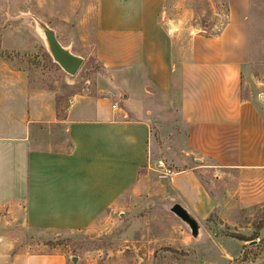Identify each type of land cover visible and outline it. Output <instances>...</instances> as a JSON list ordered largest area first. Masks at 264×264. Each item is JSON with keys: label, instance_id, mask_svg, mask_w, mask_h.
Here are the masks:
<instances>
[{"label": "crops", "instance_id": "0c3cea01", "mask_svg": "<svg viewBox=\"0 0 264 264\" xmlns=\"http://www.w3.org/2000/svg\"><path fill=\"white\" fill-rule=\"evenodd\" d=\"M227 1L231 23L219 35L182 45L184 24L166 14L167 0H100L98 55L105 68L120 70L127 109H114L109 97L78 95L61 117L54 90L32 85L27 71L0 59V223L21 222L36 236L90 229L145 189L159 148L156 117L146 110L157 102L187 132L181 151L203 159L195 158L198 168L174 170L167 182L173 200L198 220L223 211L195 171L216 167L257 181L245 197L264 202V83L251 93L246 86L256 77L251 0ZM62 126L66 149L38 139ZM11 241L0 233V264H66L64 254L15 252Z\"/></svg>", "mask_w": 264, "mask_h": 264}, {"label": "rangeland", "instance_id": "374dc122", "mask_svg": "<svg viewBox=\"0 0 264 264\" xmlns=\"http://www.w3.org/2000/svg\"><path fill=\"white\" fill-rule=\"evenodd\" d=\"M99 10L100 0H0V59L27 71L32 85L54 90L61 117L66 116L68 106L78 95L109 97L119 108L127 109L120 70L105 68L99 59ZM165 11L183 22L180 42L186 45L198 34L216 37L231 23L227 0H167ZM246 20L250 23L256 71V77L246 83L251 93L252 86L256 90L264 83V0H251ZM51 32L67 51L82 59L75 73L67 72L54 59ZM152 106L154 109L146 113L149 118L156 117L153 127L159 144L153 158L163 159L173 171L178 167L198 168L195 158L201 162L202 157L192 154L187 158L181 151L188 135L178 115L166 107L159 108L158 102ZM135 117L134 113L128 116ZM40 132L38 139L44 144L52 141L67 148L63 126ZM182 155L189 160L188 166L179 160ZM195 171L224 208L215 210L207 220L191 214L198 223L197 235L172 211L178 202L167 193L169 178L160 180L153 171L145 189L129 193L123 203L108 210L90 229L36 236L21 222L6 225L5 221L0 223V233L12 235L14 244L11 241L10 246L15 252L23 249L64 254L66 264H262L264 202L250 203L245 197L257 181L216 167ZM4 217L9 216L5 213ZM256 232L259 237L254 239L255 244L250 243L254 240L232 236L253 237ZM75 256L76 263L72 260Z\"/></svg>", "mask_w": 264, "mask_h": 264}, {"label": "water", "instance_id": "95a60500", "mask_svg": "<svg viewBox=\"0 0 264 264\" xmlns=\"http://www.w3.org/2000/svg\"><path fill=\"white\" fill-rule=\"evenodd\" d=\"M50 47L54 59L70 73H75L82 64V59L67 51L57 40L53 32L50 33ZM172 211L185 222L189 223L193 230V234H198V223L188 210L181 204L176 203L172 207ZM251 244L257 243V240L251 241ZM73 262L78 261V257H73Z\"/></svg>", "mask_w": 264, "mask_h": 264}, {"label": "built area", "instance_id": "2783aa9c", "mask_svg": "<svg viewBox=\"0 0 264 264\" xmlns=\"http://www.w3.org/2000/svg\"><path fill=\"white\" fill-rule=\"evenodd\" d=\"M113 108H119L118 103H114ZM147 167L156 172L157 177L160 180L171 178L174 174L172 168L163 159H154L152 157H149Z\"/></svg>", "mask_w": 264, "mask_h": 264}, {"label": "trees", "instance_id": "16d2710c", "mask_svg": "<svg viewBox=\"0 0 264 264\" xmlns=\"http://www.w3.org/2000/svg\"><path fill=\"white\" fill-rule=\"evenodd\" d=\"M232 236L236 237L242 241H251V240H254L257 237H259V234H258V232H256L253 237H247V236L242 235V234H232Z\"/></svg>", "mask_w": 264, "mask_h": 264}]
</instances>
